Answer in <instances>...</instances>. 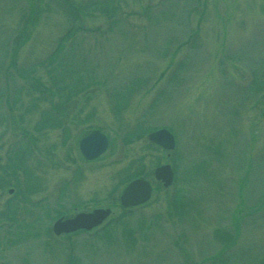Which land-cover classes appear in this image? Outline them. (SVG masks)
<instances>
[{"label": "rangeland", "instance_id": "1", "mask_svg": "<svg viewBox=\"0 0 264 264\" xmlns=\"http://www.w3.org/2000/svg\"><path fill=\"white\" fill-rule=\"evenodd\" d=\"M135 179L152 198L125 210ZM0 264H264V0H0Z\"/></svg>", "mask_w": 264, "mask_h": 264}, {"label": "water", "instance_id": "2", "mask_svg": "<svg viewBox=\"0 0 264 264\" xmlns=\"http://www.w3.org/2000/svg\"><path fill=\"white\" fill-rule=\"evenodd\" d=\"M150 142L161 146L166 150H173L175 147L174 137L167 130H160L151 133L148 136ZM108 147V139L99 131L93 132L91 135L84 138L80 143L82 154L87 160H94L101 156ZM155 177L162 181L164 186L168 188L173 183L174 175L171 166H161L156 169ZM13 191L11 190L10 193ZM152 193V187L147 181L135 180L130 183L121 196V204L125 208L130 206H139L146 203ZM110 209H98L92 213H81L72 219L58 220L53 231L59 236L63 233H73L78 230L90 231L101 225L110 215Z\"/></svg>", "mask_w": 264, "mask_h": 264}, {"label": "trees", "instance_id": "3", "mask_svg": "<svg viewBox=\"0 0 264 264\" xmlns=\"http://www.w3.org/2000/svg\"><path fill=\"white\" fill-rule=\"evenodd\" d=\"M73 32V29H71V31H69L66 35H65V37L63 38V39H65L67 36H69L71 33ZM62 39V40H63ZM49 74V73H48ZM49 77H50V79L49 80H46L47 81V83H49L50 82V93L52 94V96H53V98H55L56 96H58L59 97V99H57V100H59V101H61L62 100V98L64 97V92L62 91V90H60L59 88H57L56 90L54 89V88H56V86H58V83H57V81L54 79V78H51V76L49 75ZM52 79V80H51ZM54 87V88H53ZM48 92V91H47ZM56 112H62V111H60V110H58L56 107H54L53 108ZM55 117V115H53V117H52V120L53 119H55L54 118ZM9 161H10V158H9ZM25 174H26V172L25 171H23ZM121 184H123V183H121ZM16 188H18V187H16ZM14 207L15 205H12L11 203L8 205V209L10 208V207ZM17 206V205H16ZM72 236V235H71ZM71 236H69V237H71Z\"/></svg>", "mask_w": 264, "mask_h": 264}]
</instances>
